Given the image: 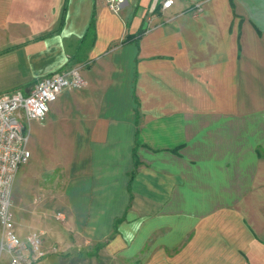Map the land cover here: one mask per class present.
Wrapping results in <instances>:
<instances>
[{"label": "crops", "instance_id": "crops-1", "mask_svg": "<svg viewBox=\"0 0 264 264\" xmlns=\"http://www.w3.org/2000/svg\"><path fill=\"white\" fill-rule=\"evenodd\" d=\"M106 1L0 0V94L84 66L30 124L17 235L46 264H264V0Z\"/></svg>", "mask_w": 264, "mask_h": 264}, {"label": "built area", "instance_id": "built-area-1", "mask_svg": "<svg viewBox=\"0 0 264 264\" xmlns=\"http://www.w3.org/2000/svg\"><path fill=\"white\" fill-rule=\"evenodd\" d=\"M127 0H107L108 8L119 14ZM175 0H158L161 11ZM200 10V9H199ZM84 66L76 65L39 81L29 91L15 89L0 94V264H42L46 251L43 235L31 232L25 238L16 233L13 220V186L20 169L31 158L29 129L33 121L43 123L51 103L65 90L82 87Z\"/></svg>", "mask_w": 264, "mask_h": 264}, {"label": "rangeland", "instance_id": "rangeland-1", "mask_svg": "<svg viewBox=\"0 0 264 264\" xmlns=\"http://www.w3.org/2000/svg\"><path fill=\"white\" fill-rule=\"evenodd\" d=\"M29 163V162H28ZM27 163V164H28ZM26 164V165H27ZM25 166V165H24ZM13 189H14V186H13ZM13 202H14V194H13ZM13 212H14V210H13ZM61 215H58V217H59V219L60 220H62V217H60ZM16 219V218H15ZM35 224V223H34ZM34 232V231H33ZM35 232H38V233H42V235H43V242L45 241V232L44 231H35ZM44 250L46 251V257H45V259H44V261H43V263L42 264H46L45 263V260L47 259V258H49L50 256H52V255H56L57 253H58V249L56 248V247H53V248H47V247H44ZM62 254V253H61ZM2 264H10L9 263V260H8V258L6 257V256H4L3 257V263Z\"/></svg>", "mask_w": 264, "mask_h": 264}, {"label": "trees", "instance_id": "trees-1", "mask_svg": "<svg viewBox=\"0 0 264 264\" xmlns=\"http://www.w3.org/2000/svg\"><path fill=\"white\" fill-rule=\"evenodd\" d=\"M231 3H233V0H231ZM160 7H158V9H159ZM65 9V8H64ZM64 13H65V10H64ZM63 23H64V15H63V18H62V20H61V24H60V27L63 25ZM95 29H96V27H95V19H94V16H93V18H92V20H91V22H90V25H89V28H88V34H90L92 37H95ZM141 34L142 33H140L138 36H135V37H128V40L130 39V40H134V41H138L139 40V38H140V36H141ZM87 36V35H86ZM83 42V41H82ZM133 175H134V172L132 173V177H133Z\"/></svg>", "mask_w": 264, "mask_h": 264}, {"label": "water", "instance_id": "water-1", "mask_svg": "<svg viewBox=\"0 0 264 264\" xmlns=\"http://www.w3.org/2000/svg\"><path fill=\"white\" fill-rule=\"evenodd\" d=\"M154 4H155V7H156V6H157V4H158V0H155Z\"/></svg>", "mask_w": 264, "mask_h": 264}]
</instances>
